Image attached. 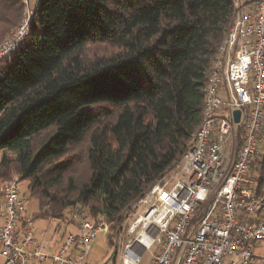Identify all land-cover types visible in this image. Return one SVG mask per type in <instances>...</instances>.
<instances>
[{
	"label": "trees",
	"instance_id": "1",
	"mask_svg": "<svg viewBox=\"0 0 264 264\" xmlns=\"http://www.w3.org/2000/svg\"><path fill=\"white\" fill-rule=\"evenodd\" d=\"M45 1L36 0V16ZM165 1L51 0L40 26L35 16L38 45L0 61V152L10 154L0 158V179L27 181L37 218L60 221L78 205L116 234L187 150L235 6ZM25 9L24 0H0V41ZM236 132L238 149L242 124ZM250 177L262 194L260 151Z\"/></svg>",
	"mask_w": 264,
	"mask_h": 264
},
{
	"label": "built area",
	"instance_id": "2",
	"mask_svg": "<svg viewBox=\"0 0 264 264\" xmlns=\"http://www.w3.org/2000/svg\"><path fill=\"white\" fill-rule=\"evenodd\" d=\"M237 1L210 67L201 122L173 169L132 204L120 264H141L146 252L148 264H264V187L256 193L250 178L264 143V0L250 6ZM24 4L21 22L0 41V61L18 51L35 24L38 8L29 0ZM235 109L243 135L228 165L225 147L239 125L233 122ZM72 217L76 231L66 232L60 245L38 239L19 182L4 184L1 264H90L92 245L107 224L78 208Z\"/></svg>",
	"mask_w": 264,
	"mask_h": 264
},
{
	"label": "rangeland",
	"instance_id": "3",
	"mask_svg": "<svg viewBox=\"0 0 264 264\" xmlns=\"http://www.w3.org/2000/svg\"><path fill=\"white\" fill-rule=\"evenodd\" d=\"M185 1H191L198 7L196 0H167L165 1V6L169 9H178L179 6L185 2ZM237 1V0H235ZM154 6L156 3L154 1H151ZM239 2V0L237 1ZM51 4V0H46L45 2H42V4L39 5L40 10L37 12L36 16V23L38 26L41 25L43 21V13L49 8ZM141 6H144V1L140 2ZM241 4H244V0H241ZM29 5L31 8L36 7V0H29ZM144 11L145 8L141 7ZM143 17V16H142ZM36 28H32L29 32V34L25 37L24 42L21 46V48L18 49L16 53L11 55L9 57V62H12L13 60L17 59H24L28 52H30L36 45L39 43V39L37 36ZM62 36V35H61ZM29 45V46H27ZM10 73L12 72L13 68L12 65H10ZM236 127L235 131L230 135L228 139V143L225 147V152L230 153L227 158H225V162L230 165L232 162V153L235 148H237V138H236ZM41 137H39L40 139ZM260 152L264 153V143L260 147ZM5 153L7 155H10L9 152H0V158L2 154ZM19 177L15 174H13L12 178L8 180L7 182H4L2 179H0V188L12 180H17ZM27 181L23 180L19 182V190L21 196L25 199V211L28 215H31L34 217V224L37 232L38 239H50L53 241H57V244L60 245L62 243V236L68 232V231H76L75 227L73 226V217L74 209L78 208L79 210L85 211V213L88 214L86 208H82L80 206H75L73 208L66 209L63 213V216L61 220H43L36 217L37 212V202L34 198H32L29 195V192L27 190ZM89 215V214H88ZM90 216V215H89ZM101 216L97 215L95 217V220H101ZM104 222V221H103ZM130 221L125 218L123 223L121 224V229L118 233L113 234L110 232L109 227L107 225L106 231H101L91 248V252L89 254V262L90 264H120L119 256L121 249L123 245L126 243L127 240V234L126 229ZM111 235L112 244H109L107 241V236L109 234ZM260 253L264 254V250H261ZM151 257L150 252H146V254L143 257V261L141 264H148V261ZM1 264V260H0Z\"/></svg>",
	"mask_w": 264,
	"mask_h": 264
},
{
	"label": "water",
	"instance_id": "4",
	"mask_svg": "<svg viewBox=\"0 0 264 264\" xmlns=\"http://www.w3.org/2000/svg\"><path fill=\"white\" fill-rule=\"evenodd\" d=\"M232 117H233V122L235 124H239V122H240V110L239 109L233 110Z\"/></svg>",
	"mask_w": 264,
	"mask_h": 264
},
{
	"label": "crops",
	"instance_id": "5",
	"mask_svg": "<svg viewBox=\"0 0 264 264\" xmlns=\"http://www.w3.org/2000/svg\"><path fill=\"white\" fill-rule=\"evenodd\" d=\"M248 6V5H247ZM251 178V177H250ZM252 179V178H251ZM253 180V179H252Z\"/></svg>",
	"mask_w": 264,
	"mask_h": 264
}]
</instances>
